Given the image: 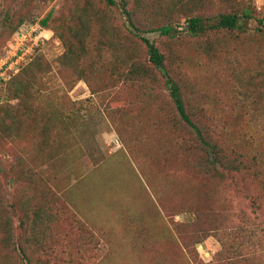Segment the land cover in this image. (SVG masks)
Wrapping results in <instances>:
<instances>
[{"label":"rangeland","instance_id":"1","mask_svg":"<svg viewBox=\"0 0 264 264\" xmlns=\"http://www.w3.org/2000/svg\"><path fill=\"white\" fill-rule=\"evenodd\" d=\"M115 1L0 0V55L19 20L50 13L18 84L0 89V264H264V0H201L197 36L183 29L188 1L126 0L191 116L244 161L217 172L198 166L195 135ZM243 9V31L210 27ZM165 24L170 35L153 30ZM26 205L40 215L21 228Z\"/></svg>","mask_w":264,"mask_h":264},{"label":"trees","instance_id":"2","mask_svg":"<svg viewBox=\"0 0 264 264\" xmlns=\"http://www.w3.org/2000/svg\"><path fill=\"white\" fill-rule=\"evenodd\" d=\"M103 1L108 6L116 4L115 0H103ZM184 1L185 0H180V2H184ZM186 1H188V3H190L191 5H193V8L190 7L188 9L189 11L185 12V18H184L185 27L183 29H185V31H187L189 34L197 36L203 33L204 31H206L208 28L207 27L208 25L205 24L204 22L205 17L198 10V5L200 4L201 0H186ZM180 2L178 0L177 4H180ZM121 13L127 17V22H128L127 24L130 27L129 31L137 35V37H139L141 41L144 43L148 62L152 64L154 70L159 72V74L164 78L165 87L168 90L169 96L173 102L176 112L180 116L183 123L195 135L199 143L198 149L200 150L198 155V159H199L198 166L207 167L209 170H216V172L218 171L217 170L218 165L225 166L228 171L243 170L244 161L236 155H233L232 157L227 156V154H225L223 150L218 147V144L213 142L207 136L204 125L201 124L197 120V118L191 116V114L188 111L187 105L185 103L184 97L182 95L177 80L170 74L169 70L167 69L165 63L166 55L162 53L159 47L156 46V44H154L153 42H151L147 37L142 36L138 34V32L133 31V29L137 30V27L132 19L131 12L126 8V0H121ZM214 16H215L214 21L210 25L211 28H217L219 30H224V31H239V32L244 30L242 19L253 18L250 9H243L240 14L237 12L221 11L214 14ZM49 18H50V13L40 20V25L43 27H48ZM263 19L259 20L260 24L264 23ZM21 24H23L22 20H19L18 24L13 28L12 34ZM153 30L158 31L162 35H170L172 31L175 29L171 27L170 24H165V25H159L155 27ZM12 77L7 81L2 82V84L6 83L7 85L10 82H12L14 85L18 84L14 80V78L12 79ZM0 94L1 97H3L1 92ZM252 175L253 177H257L255 170L252 173ZM248 199H250L252 205L257 204L256 199L254 197L249 196ZM5 209H8L9 211L12 210V212L17 213L19 207L14 202H10L7 204V207H5ZM32 215L33 218H30ZM39 215H40V206H37L36 209L34 210H30L29 207L26 205V207H23L22 210H20V214L19 215L17 214V217L19 218V225H21V228H24L25 224L23 221L26 220L25 222H29V219L30 221L33 220V222L35 223L36 221H38L37 219ZM1 227L4 230V232H6L5 238L6 237L10 238L9 232H11L12 229L9 223L4 221ZM21 249H23L22 251L25 253L24 248L21 247Z\"/></svg>","mask_w":264,"mask_h":264},{"label":"built area","instance_id":"3","mask_svg":"<svg viewBox=\"0 0 264 264\" xmlns=\"http://www.w3.org/2000/svg\"><path fill=\"white\" fill-rule=\"evenodd\" d=\"M45 31L46 29L42 28L38 22H25L14 31L0 55V89L2 82L18 73L21 64L32 55L34 48L39 45V41L46 37Z\"/></svg>","mask_w":264,"mask_h":264}]
</instances>
